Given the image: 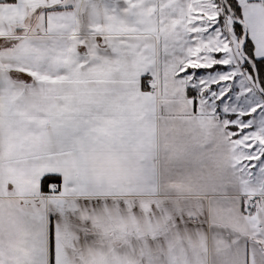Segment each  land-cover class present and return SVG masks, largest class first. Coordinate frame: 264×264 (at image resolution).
Returning a JSON list of instances; mask_svg holds the SVG:
<instances>
[{
  "label": "snow or ice",
  "instance_id": "1",
  "mask_svg": "<svg viewBox=\"0 0 264 264\" xmlns=\"http://www.w3.org/2000/svg\"><path fill=\"white\" fill-rule=\"evenodd\" d=\"M0 264H264V0H0Z\"/></svg>",
  "mask_w": 264,
  "mask_h": 264
},
{
  "label": "rangeland",
  "instance_id": "2",
  "mask_svg": "<svg viewBox=\"0 0 264 264\" xmlns=\"http://www.w3.org/2000/svg\"><path fill=\"white\" fill-rule=\"evenodd\" d=\"M199 71H201V72H202L203 70H199Z\"/></svg>",
  "mask_w": 264,
  "mask_h": 264
},
{
  "label": "crops",
  "instance_id": "3",
  "mask_svg": "<svg viewBox=\"0 0 264 264\" xmlns=\"http://www.w3.org/2000/svg\"><path fill=\"white\" fill-rule=\"evenodd\" d=\"M199 71V70H198Z\"/></svg>",
  "mask_w": 264,
  "mask_h": 264
}]
</instances>
